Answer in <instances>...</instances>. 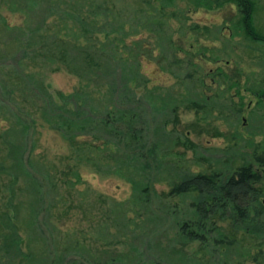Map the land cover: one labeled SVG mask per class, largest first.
Returning a JSON list of instances; mask_svg holds the SVG:
<instances>
[{"label":"trees","instance_id":"trees-1","mask_svg":"<svg viewBox=\"0 0 264 264\" xmlns=\"http://www.w3.org/2000/svg\"><path fill=\"white\" fill-rule=\"evenodd\" d=\"M9 1L25 17L20 25L0 19L2 35L14 45L11 52L0 49V56H12L9 65H0V112L8 113L9 152L0 160V173L18 180L25 201L12 215L0 216V264H264V241L257 242L255 252L239 254L243 241L237 236L242 229L248 232L250 223L264 231V201L256 185L263 178L264 147L254 154L257 168L245 160L229 172H194L178 164L176 170L164 161L166 147L179 144L167 125L180 102L147 87L141 59L154 62L163 55L178 63L179 53L170 50L167 21L152 0ZM228 1L240 10L247 34L257 35L252 1ZM142 2L147 9L137 6ZM142 29L156 42L130 39ZM52 66L65 67L81 87L55 97L45 84ZM142 85L145 91L138 94ZM6 95L10 102L4 105ZM15 99L27 106L13 107ZM199 100L190 98L194 108ZM37 114L69 142L79 164L131 183L129 199L111 200L90 239L63 229L55 218L70 211L62 204V187L71 178L81 180L77 170L64 181L45 160L32 159L36 130L30 116ZM164 171L172 172L170 190L163 195L154 185ZM225 220L230 233L220 225ZM193 241L201 248L189 255L184 246Z\"/></svg>","mask_w":264,"mask_h":264},{"label":"rangeland","instance_id":"rangeland-1","mask_svg":"<svg viewBox=\"0 0 264 264\" xmlns=\"http://www.w3.org/2000/svg\"><path fill=\"white\" fill-rule=\"evenodd\" d=\"M251 1L252 25L257 33L253 36L244 29L238 7L228 0H152V6L163 16L161 19L167 21L164 34L172 40L170 50L179 53L178 63H175L177 59L163 55L154 62L150 57L141 59L147 87L161 94L170 93L180 102L175 119L167 125L168 130H174L180 137L175 148L171 150V144L166 147L164 161H168L170 168L178 164L182 170L194 172H229L245 160H251L254 167H258L254 154L264 147V0ZM10 2L0 0V19L20 25L25 16L13 11ZM118 5L120 9L123 2ZM137 6L148 7L144 2ZM1 28L0 49L11 52L13 42L2 35ZM154 36L142 29L138 36L130 39H141L146 45L156 42ZM159 49L155 50L156 54ZM11 62L12 56H0V65ZM45 84L56 97L59 92L69 93L80 88L82 82L65 67L52 66L45 72ZM136 91L142 94L145 86L137 87ZM203 96L207 102L199 100ZM5 98L4 105L10 102L8 96ZM190 98L199 100L198 107H193ZM11 103L17 108L27 106L19 99ZM4 112H0V160L9 154L6 150L8 113ZM30 117L35 120L36 130L32 159L45 160L53 173L64 181L71 178L70 170H77L81 180L71 178L75 182L62 187V204L70 207V211L63 216L57 212L55 218L58 217L59 224L63 223V229L79 237L92 238L94 225L106 217L103 211L105 213L111 200L129 199L131 183L118 174L101 173L91 165L79 164L71 155L69 142L57 130L38 114ZM171 172L161 173L162 180L154 185L158 193L164 195L170 190ZM261 173L262 181L256 185L262 190L261 200L264 201V167ZM16 180L13 175L0 173V216L5 212L12 215L18 202L25 201ZM220 225L230 233L229 220ZM254 226L250 223L248 232L237 231L243 241L239 254L248 249L255 252L259 249L256 244L264 241V231ZM24 245L25 241L22 243L25 249ZM200 248L199 241L184 246L189 255ZM206 259H210V255L207 254ZM247 264L254 263L248 261Z\"/></svg>","mask_w":264,"mask_h":264}]
</instances>
